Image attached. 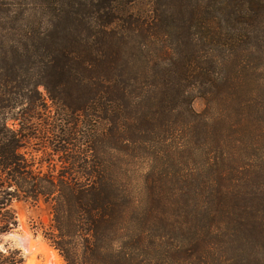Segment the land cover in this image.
Masks as SVG:
<instances>
[{
  "label": "trees",
  "instance_id": "16d2710c",
  "mask_svg": "<svg viewBox=\"0 0 264 264\" xmlns=\"http://www.w3.org/2000/svg\"><path fill=\"white\" fill-rule=\"evenodd\" d=\"M148 1L0 0V264H264V0Z\"/></svg>",
  "mask_w": 264,
  "mask_h": 264
},
{
  "label": "rangeland",
  "instance_id": "374dc122",
  "mask_svg": "<svg viewBox=\"0 0 264 264\" xmlns=\"http://www.w3.org/2000/svg\"><path fill=\"white\" fill-rule=\"evenodd\" d=\"M150 5V1L145 0L144 3L138 4L135 10L147 13L151 10ZM262 77L264 79V75ZM259 88H262V83H260ZM40 90L43 92V97L46 98L43 89ZM192 95L194 110L198 114H203L207 108L206 99L199 91H192ZM48 104L50 105V102ZM148 167L149 165L145 163L141 169H145L146 171L149 169ZM136 174H138V172ZM15 208L20 212V221L23 226L14 233L4 237V243H9L15 248L20 249L26 258V264H65L63 258L56 249L50 246L41 235L36 236L33 231H31L29 223L31 219L37 220V215L27 207L15 205ZM42 218L44 221L47 219L46 216Z\"/></svg>",
  "mask_w": 264,
  "mask_h": 264
},
{
  "label": "water",
  "instance_id": "95a60500",
  "mask_svg": "<svg viewBox=\"0 0 264 264\" xmlns=\"http://www.w3.org/2000/svg\"><path fill=\"white\" fill-rule=\"evenodd\" d=\"M23 264H26V263H23Z\"/></svg>",
  "mask_w": 264,
  "mask_h": 264
},
{
  "label": "bare ground",
  "instance_id": "6f19581e",
  "mask_svg": "<svg viewBox=\"0 0 264 264\" xmlns=\"http://www.w3.org/2000/svg\"><path fill=\"white\" fill-rule=\"evenodd\" d=\"M31 264V263H30Z\"/></svg>",
  "mask_w": 264,
  "mask_h": 264
}]
</instances>
